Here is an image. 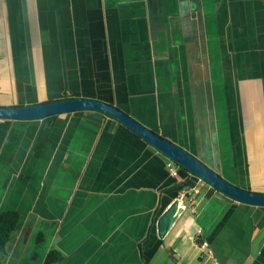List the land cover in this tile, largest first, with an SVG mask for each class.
I'll return each instance as SVG.
<instances>
[{
	"label": "crops",
	"instance_id": "0c3cea01",
	"mask_svg": "<svg viewBox=\"0 0 264 264\" xmlns=\"http://www.w3.org/2000/svg\"><path fill=\"white\" fill-rule=\"evenodd\" d=\"M67 95L119 106L264 192V0H0V105ZM46 122L0 118V213L34 201L58 264H264V205L181 166L173 176L168 156L97 110L60 113L37 156ZM76 233L102 236L79 250L63 241Z\"/></svg>",
	"mask_w": 264,
	"mask_h": 264
},
{
	"label": "water",
	"instance_id": "95a60500",
	"mask_svg": "<svg viewBox=\"0 0 264 264\" xmlns=\"http://www.w3.org/2000/svg\"><path fill=\"white\" fill-rule=\"evenodd\" d=\"M83 109L97 110L116 118L166 156L175 160L181 168L200 176L228 196L245 203L264 205V192L254 191L230 181L194 153L150 128L119 106L101 99L75 96L35 104L0 105V118L39 119L56 113ZM177 205L176 201L169 210ZM159 233L164 236L166 229L164 233L160 229Z\"/></svg>",
	"mask_w": 264,
	"mask_h": 264
},
{
	"label": "rangeland",
	"instance_id": "374dc122",
	"mask_svg": "<svg viewBox=\"0 0 264 264\" xmlns=\"http://www.w3.org/2000/svg\"><path fill=\"white\" fill-rule=\"evenodd\" d=\"M29 188V186H27ZM29 194V193H28ZM11 206L21 209L22 218L18 233L10 245V256L6 264H42L45 255L54 240V232L50 229L49 219L36 215L34 201L12 199ZM46 229L45 240L37 242L38 231ZM67 236V235H65ZM102 234H73L64 238L66 245L79 246L83 250L85 241L99 238Z\"/></svg>",
	"mask_w": 264,
	"mask_h": 264
},
{
	"label": "trees",
	"instance_id": "16d2710c",
	"mask_svg": "<svg viewBox=\"0 0 264 264\" xmlns=\"http://www.w3.org/2000/svg\"><path fill=\"white\" fill-rule=\"evenodd\" d=\"M67 95L66 97H70ZM86 110V109H83ZM60 113L52 114L46 117V125L43 128L35 153L40 156L49 140L52 128ZM21 220V211L17 208H8L0 213V264H6L10 255L9 244L15 238L16 232ZM45 239L44 232L40 231L37 240L42 242ZM65 253L57 246H53L47 252L42 264H58L65 259Z\"/></svg>",
	"mask_w": 264,
	"mask_h": 264
},
{
	"label": "built area",
	"instance_id": "2783aa9c",
	"mask_svg": "<svg viewBox=\"0 0 264 264\" xmlns=\"http://www.w3.org/2000/svg\"><path fill=\"white\" fill-rule=\"evenodd\" d=\"M167 167L169 168L171 174L173 176H178L179 170H180V165L173 159L168 157L167 160ZM193 194L191 190H181L178 194L177 198V208H178V213H181L182 210L187 209L189 207V201H186L189 196ZM201 229L198 230L200 232Z\"/></svg>",
	"mask_w": 264,
	"mask_h": 264
},
{
	"label": "bare ground",
	"instance_id": "6f19581e",
	"mask_svg": "<svg viewBox=\"0 0 264 264\" xmlns=\"http://www.w3.org/2000/svg\"><path fill=\"white\" fill-rule=\"evenodd\" d=\"M178 208L177 207H173L171 210L167 211L164 214V217L162 218L161 222H160V229L161 231L164 233L165 232V227L167 226V224L169 222H171L177 215H178Z\"/></svg>",
	"mask_w": 264,
	"mask_h": 264
}]
</instances>
